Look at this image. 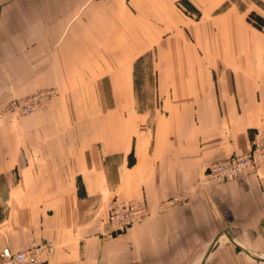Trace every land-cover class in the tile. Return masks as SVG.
<instances>
[{
	"label": "crops",
	"instance_id": "crops-1",
	"mask_svg": "<svg viewBox=\"0 0 264 264\" xmlns=\"http://www.w3.org/2000/svg\"><path fill=\"white\" fill-rule=\"evenodd\" d=\"M0 251L45 264H264V0H0ZM176 197L179 204L161 207ZM113 199L145 200L124 232Z\"/></svg>",
	"mask_w": 264,
	"mask_h": 264
},
{
	"label": "built area",
	"instance_id": "built-area-1",
	"mask_svg": "<svg viewBox=\"0 0 264 264\" xmlns=\"http://www.w3.org/2000/svg\"><path fill=\"white\" fill-rule=\"evenodd\" d=\"M107 2L109 0H101ZM53 90L32 94L24 100H14L1 114H29L36 109L48 106ZM264 164V132H260L253 140L250 152L232 156L228 159L213 162L205 173V182L209 184H225L240 180L255 173ZM184 198L176 197L162 204V208L179 204ZM150 215L145 200L135 202L113 199L108 205V221L117 232H124L142 222ZM50 243L33 244L26 250L14 252L10 248L0 251V264H45V256L50 252Z\"/></svg>",
	"mask_w": 264,
	"mask_h": 264
},
{
	"label": "rangeland",
	"instance_id": "rangeland-1",
	"mask_svg": "<svg viewBox=\"0 0 264 264\" xmlns=\"http://www.w3.org/2000/svg\"><path fill=\"white\" fill-rule=\"evenodd\" d=\"M43 92V91H42ZM36 93H39V92H36ZM35 94V93H34ZM28 96H24L23 98H20V99H15V100H24V99H26ZM53 97V96H52ZM14 100H12L11 102H9L6 106H5V108H3L2 110H1V112H0V115L2 116L1 118H3L4 119V113L3 114H1L3 111H5L6 110V108L13 102ZM46 107H48V106H46ZM46 107H42V108H39V109H36L35 111H33L32 113H34V112H36V111H38V110H41V109H44V108H46ZM32 113H29V114H26V113H22V112H20V114H9V115H12V116H15V117H23V116H28V115H30V114H32ZM260 133V132H259ZM258 134V133H257ZM256 134V135H257Z\"/></svg>",
	"mask_w": 264,
	"mask_h": 264
},
{
	"label": "bare ground",
	"instance_id": "bare-ground-1",
	"mask_svg": "<svg viewBox=\"0 0 264 264\" xmlns=\"http://www.w3.org/2000/svg\"><path fill=\"white\" fill-rule=\"evenodd\" d=\"M260 168H261V167H260ZM260 168H259V169H260ZM259 169H258V170H259ZM256 172H257V171H256ZM149 216H150V215H149ZM146 219H147V218H146ZM143 221H144V220H143Z\"/></svg>",
	"mask_w": 264,
	"mask_h": 264
}]
</instances>
